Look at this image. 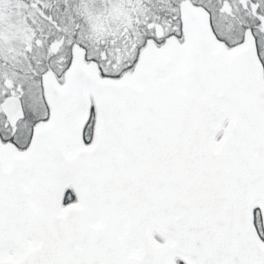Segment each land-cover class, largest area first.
Returning a JSON list of instances; mask_svg holds the SVG:
<instances>
[{"label": "snow or ice", "instance_id": "snow-or-ice-1", "mask_svg": "<svg viewBox=\"0 0 264 264\" xmlns=\"http://www.w3.org/2000/svg\"><path fill=\"white\" fill-rule=\"evenodd\" d=\"M0 264H264V0H0Z\"/></svg>", "mask_w": 264, "mask_h": 264}]
</instances>
